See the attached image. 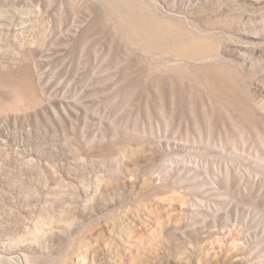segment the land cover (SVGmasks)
<instances>
[{
	"label": "rangeland",
	"instance_id": "374dc122",
	"mask_svg": "<svg viewBox=\"0 0 264 264\" xmlns=\"http://www.w3.org/2000/svg\"><path fill=\"white\" fill-rule=\"evenodd\" d=\"M0 264H264V0H0Z\"/></svg>",
	"mask_w": 264,
	"mask_h": 264
},
{
	"label": "bare ground",
	"instance_id": "6f19581e",
	"mask_svg": "<svg viewBox=\"0 0 264 264\" xmlns=\"http://www.w3.org/2000/svg\"><path fill=\"white\" fill-rule=\"evenodd\" d=\"M20 257H23L22 255H20Z\"/></svg>",
	"mask_w": 264,
	"mask_h": 264
}]
</instances>
